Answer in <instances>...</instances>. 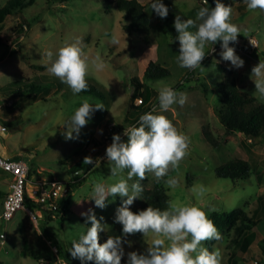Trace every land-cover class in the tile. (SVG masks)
I'll use <instances>...</instances> for the list:
<instances>
[{"label":"rangeland","instance_id":"rangeland-1","mask_svg":"<svg viewBox=\"0 0 264 264\" xmlns=\"http://www.w3.org/2000/svg\"><path fill=\"white\" fill-rule=\"evenodd\" d=\"M139 1L148 7L152 23L151 40L127 29L124 13L111 5L109 0H71L54 5L48 0H36L23 10V15H20L23 18L9 15L0 22V96L5 104L13 102V105L0 111V117L8 125V131L0 134V148L6 154L3 156L19 154L36 179L54 176L66 181L74 177L70 171L77 164L82 167L87 164L84 163L86 157L97 162L88 175H77L85 179L72 184V209L64 219L59 217L48 221L43 218L37 223L27 213L26 208H31L29 204L19 210L12 220L0 219V234L7 237L6 244L0 241V264H43L48 260H37L29 255L30 251L50 259L57 257L54 246L59 248L58 256L68 264H81L80 260L72 258L69 250L72 242L91 226L82 213L91 209L104 226V231L100 233L101 244L107 232L118 225L114 222L115 214L122 205V198L119 195L109 196L106 207L97 208L92 201L93 185L96 182H115V179L109 178L107 159L102 157L114 135L119 134L122 141L127 142V137L123 135L125 128L138 126L139 121L133 123L136 118L134 112L127 120L130 106L141 102L139 98L132 100V79L143 77L151 61L169 68L171 75L150 85L155 95L149 109L151 111L156 106L154 114L167 116L188 137L189 148L179 169L170 170L168 176L159 182L153 174H147V178L141 181L144 191L134 201L131 210L144 202L146 190L161 185L167 190L170 200L199 206L206 211L209 219L214 212L230 214L236 209H244L246 215H254L258 221L254 241L248 248L235 242L234 228L217 227L222 239L207 241L205 247L210 251L220 249L222 264H264L261 246L264 241V211L261 206V198L264 200V137L254 142L241 132L227 134L217 112L221 99L218 87L225 79L219 64L231 67L237 85L245 92L253 95L255 91L251 69L260 60L264 61V12L248 11L243 0H221L232 7L230 22L240 28L238 43L230 44V47H234L236 54L245 61L244 67L236 69L230 62L223 61L220 56L222 42H217L205 48L204 69L190 71L177 64L179 42L175 39L178 35L174 28L175 19L173 24L160 27L156 22L158 16L151 9L153 0ZM7 2L0 0V10ZM162 3L169 10L175 9L184 20L195 19L201 7H215V0H208L207 5L203 0H162ZM24 19L22 28L25 32H22L19 25ZM113 36L119 39V44L111 43ZM78 40L90 57L99 55L106 68L102 72H90L87 76L88 90L74 95L59 79L51 76L46 64L40 61L44 52L55 54L59 48ZM249 40L254 41V46ZM186 75L193 80L183 81ZM204 83H207L209 91L205 90ZM33 86L38 89L32 91ZM159 86H169L185 93L186 103L183 106L173 105L174 111L161 113L157 99ZM84 100L93 106L101 104L104 109L93 114L78 137L74 134L76 138L68 140L63 134L67 131L65 123ZM258 101L264 104V99ZM112 124L115 126L111 131ZM205 127L212 133L217 146L205 138ZM234 158L246 160L252 165L250 178L237 185L216 173L218 167ZM9 176L0 169V192L3 195L6 194ZM124 178L127 179L126 172ZM169 178L178 180L177 188L166 187L165 181ZM136 180L134 177L129 184ZM201 186L204 194L197 198L191 190ZM2 198L0 215L3 211ZM124 241L126 263L129 252L146 253L148 245L142 234Z\"/></svg>","mask_w":264,"mask_h":264},{"label":"clouds","instance_id":"clouds-1","mask_svg":"<svg viewBox=\"0 0 264 264\" xmlns=\"http://www.w3.org/2000/svg\"><path fill=\"white\" fill-rule=\"evenodd\" d=\"M203 2L208 4V0ZM243 2L250 12H264V0ZM151 9L162 19L169 14L162 0H153ZM231 16L232 7L226 6L221 0H215L214 8L201 7L195 19L184 20L177 15L174 28L178 33L175 39L179 42L178 66L190 71L204 69L202 61L206 57V46L222 42L220 56L223 61L230 62L236 69L243 68L245 61L236 54L234 47H230V44L238 43L240 36V28L230 22ZM249 41L254 46V41ZM111 43L117 45L120 41L113 36ZM40 62L46 64L47 72L65 84L74 95L88 90L87 76L90 72L98 73L106 68L101 57H90L79 40L59 48L55 54L52 51L44 52ZM251 79L255 85L253 95L264 99V61L260 60L251 69ZM157 99L159 111L163 113L174 111L173 105L183 106L187 95L169 86H159ZM103 109L101 104L93 106L84 100L82 106L65 123V138L71 140L78 137L93 114ZM156 112L157 107L153 106L150 112L140 116L138 126L125 128L123 135L127 137V142H123L119 134L113 136L111 145L106 148V159L110 168L109 178L115 179V182H96L93 185L92 201L97 208L103 209L109 196L119 195L123 202L116 210L114 222L122 226L125 238L143 235L148 245L146 253L129 252L127 264H222L221 250L217 248L210 251L205 247L207 241H219L222 237L203 208L179 200H169L165 210L151 206L138 213L131 210L134 201L144 191L141 181L147 178V174H153L159 182L168 176L170 170H178L188 154V137L167 116L154 114ZM84 163L94 161L86 157ZM125 172L127 179L124 178ZM134 177L137 178L136 182L129 184ZM165 185L175 189L178 180L169 178ZM191 191L197 198L204 194L202 186L199 189L193 187ZM82 216L91 226L78 240L72 242L69 250L72 258L80 260L81 264H121L125 255L124 239L109 236L101 244L100 233L104 231V226L91 209L82 213Z\"/></svg>","mask_w":264,"mask_h":264},{"label":"trees","instance_id":"trees-1","mask_svg":"<svg viewBox=\"0 0 264 264\" xmlns=\"http://www.w3.org/2000/svg\"><path fill=\"white\" fill-rule=\"evenodd\" d=\"M35 1L36 0H8L7 4L0 10V22L9 15H23V10L32 5ZM48 1L51 5H54L67 3L71 0ZM109 2L111 5L116 6L120 12L124 13V18L127 22V29L135 34H142L146 40H151L150 35L152 33V23L147 5H143L139 0H109ZM176 16L177 11L175 9L169 10V14L166 18L162 19L159 16L157 17V25L161 27L164 24H166V26L167 24H173L172 21ZM20 18H23V16H20ZM25 21L26 20L24 19L19 25L22 32H25L22 28ZM204 62L205 61L203 60L202 64ZM219 68L225 73V79L218 87L221 99L220 104L217 107V112L226 128V133L233 134L241 132L254 142L259 141V139L264 137V104L260 103L255 96L248 94L237 85V79L230 66L219 64ZM170 75L171 72L169 68L156 61H151L146 68L143 77H134L132 79V85L134 86L132 100L139 98L141 102L139 105L132 104L130 106L127 120H129V116L134 112L136 118L133 123H137L141 115L150 112L149 103L155 95V90L150 85L156 81L166 79L170 77ZM190 80H193V77L191 79H188L187 75L183 77V81L185 82ZM203 85L205 90L209 91L207 83H204ZM37 89L38 87L34 86L31 88L32 91ZM94 91H96V88ZM204 136L209 143L217 146V142L212 133L206 127L204 128ZM93 165V163H87L82 167L77 164L70 172L75 173L79 170H84V174L88 175L93 170ZM216 173L220 178L230 179L237 185L241 181L250 178L252 175V165L246 160L234 158L228 163L218 167ZM30 176H33L32 170ZM144 196V202L133 212L138 213L140 210H146L149 206L165 210L167 208V202L170 200L167 190L162 185L146 190ZM72 201L73 196H70L63 204V219L71 212ZM29 204H32L36 208H41L40 204L35 203V201L31 199H29ZM261 206L263 208L262 211H264L263 198H261ZM262 211L260 214L263 215ZM47 217L50 221L53 220L49 215H47ZM211 220L217 228H234L237 236L235 242L238 245L242 243V247L244 248H248V246L254 241L258 221L254 218V215H246L244 209H236L230 214L214 212L211 216ZM139 235L140 234L131 236L138 237ZM109 236L114 238L120 236L124 240L131 237H123L122 226L120 224L111 228L107 232L103 242H106ZM261 246L264 253V241ZM29 255L37 260L46 259L50 264H54L58 260V257L47 259L46 256L35 251H30ZM121 264H127L124 257Z\"/></svg>","mask_w":264,"mask_h":264},{"label":"built area","instance_id":"built-area-1","mask_svg":"<svg viewBox=\"0 0 264 264\" xmlns=\"http://www.w3.org/2000/svg\"><path fill=\"white\" fill-rule=\"evenodd\" d=\"M13 102L5 104L3 98L0 96V111L5 106H11ZM111 127V131L114 129V124ZM8 131V125L5 124L0 117V134ZM106 158V154L104 157ZM97 162L94 160L93 164ZM0 169L10 174L12 177L10 183V191L7 194L3 202V211L0 215L2 220H12L16 213L25 209L29 204V199L40 204L41 208H26L34 220H39L49 215L52 219H57L64 215L62 210L63 204L73 196L72 184L80 183L85 177L72 178L71 181L61 180L54 176H42L40 178H32L30 176L31 169L27 162L22 159L8 158L0 153ZM84 175V174H83ZM34 207V206H33ZM39 209V210H38ZM6 234H0V241L2 244H6ZM58 260L54 264H68V262L58 256L59 248L53 247ZM43 264H50L44 262Z\"/></svg>","mask_w":264,"mask_h":264},{"label":"crops","instance_id":"crops-1","mask_svg":"<svg viewBox=\"0 0 264 264\" xmlns=\"http://www.w3.org/2000/svg\"><path fill=\"white\" fill-rule=\"evenodd\" d=\"M0 150H1V152H2V154L3 155H6L4 152H3V149L2 148H0ZM8 158H17V159H20L19 158V154L17 155V154H15V155H13V156H9ZM2 170V169H1ZM3 171V170H2ZM80 171V170H79ZM79 171H77V172H75L74 173V178H76V177H78L77 175H79L78 174V172ZM5 172V171H4ZM39 172H41V171H39ZM83 174V173H82ZM82 174H80V175H82ZM10 175V174H9ZM32 178H34L33 176H32ZM36 179V178H35ZM11 180H12V177H11V175L9 176V178H8V182H9V184H8V186H7V188H6V194H2L1 192H0V198L1 197H3L2 198V201H1V206H2V208H3V202H4V200H5V198H6V196H7V194L9 193V191H10V183H11ZM30 205V204H29ZM32 205V204H31ZM30 205V206H31ZM31 208H33V209H35V207H33V205L31 206ZM72 209V208H71ZM37 209H35V211H36ZM39 210V209H38ZM27 213L30 215V213L27 211ZM43 218H47L48 219V217H43ZM43 218H41V219H43ZM1 219V218H0ZM34 220V219H33ZM46 220V219H45ZM54 220V219H53ZM34 221H36L37 223H38V221L37 220H34ZM48 221H50L49 219H48ZM125 258V257H124Z\"/></svg>","mask_w":264,"mask_h":264},{"label":"water","instance_id":"water-1","mask_svg":"<svg viewBox=\"0 0 264 264\" xmlns=\"http://www.w3.org/2000/svg\"><path fill=\"white\" fill-rule=\"evenodd\" d=\"M82 173H84V171H83V170H80V171L78 172V174H82Z\"/></svg>","mask_w":264,"mask_h":264}]
</instances>
